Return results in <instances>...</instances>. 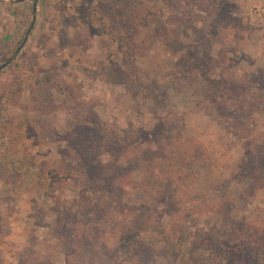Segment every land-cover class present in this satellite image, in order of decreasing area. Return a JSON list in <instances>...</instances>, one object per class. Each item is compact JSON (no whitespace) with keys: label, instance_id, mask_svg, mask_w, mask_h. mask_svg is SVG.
Segmentation results:
<instances>
[{"label":"rangeland","instance_id":"374dc122","mask_svg":"<svg viewBox=\"0 0 264 264\" xmlns=\"http://www.w3.org/2000/svg\"><path fill=\"white\" fill-rule=\"evenodd\" d=\"M24 1L0 264H264V0Z\"/></svg>","mask_w":264,"mask_h":264},{"label":"water","instance_id":"95a60500","mask_svg":"<svg viewBox=\"0 0 264 264\" xmlns=\"http://www.w3.org/2000/svg\"><path fill=\"white\" fill-rule=\"evenodd\" d=\"M17 1H23V0H17ZM32 12H33L32 20L34 21V19H35V13H36V2H34L33 5H32ZM29 31H30V28H28V29L26 30L25 36H24L23 40L21 41L20 45L18 46V48H17V50H16V53H17V52L23 47L24 43L26 42V40H27V38H28ZM12 59H13V57L7 59L3 64H1V65H0V70H1L2 68L6 67V66L10 63V61H11Z\"/></svg>","mask_w":264,"mask_h":264},{"label":"crops","instance_id":"0c3cea01","mask_svg":"<svg viewBox=\"0 0 264 264\" xmlns=\"http://www.w3.org/2000/svg\"><path fill=\"white\" fill-rule=\"evenodd\" d=\"M27 1H29V0H25L24 2H27ZM18 3H21V2H18ZM18 3H15V4H18Z\"/></svg>","mask_w":264,"mask_h":264}]
</instances>
